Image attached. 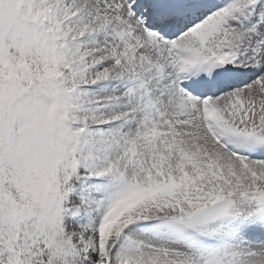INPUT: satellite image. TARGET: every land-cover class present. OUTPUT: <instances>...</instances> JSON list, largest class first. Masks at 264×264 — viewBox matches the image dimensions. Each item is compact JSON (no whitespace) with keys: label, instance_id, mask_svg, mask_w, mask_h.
Segmentation results:
<instances>
[{"label":"snow or ice","instance_id":"snow-or-ice-1","mask_svg":"<svg viewBox=\"0 0 264 264\" xmlns=\"http://www.w3.org/2000/svg\"><path fill=\"white\" fill-rule=\"evenodd\" d=\"M0 264H264V0H0Z\"/></svg>","mask_w":264,"mask_h":264}]
</instances>
